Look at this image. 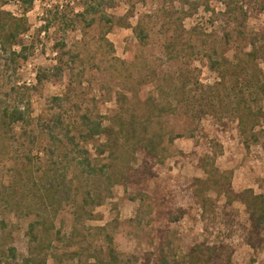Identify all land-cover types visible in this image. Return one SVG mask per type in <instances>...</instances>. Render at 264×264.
I'll list each match as a JSON object with an SVG mask.
<instances>
[{"label":"rangeland","instance_id":"obj_1","mask_svg":"<svg viewBox=\"0 0 264 264\" xmlns=\"http://www.w3.org/2000/svg\"><path fill=\"white\" fill-rule=\"evenodd\" d=\"M224 3L225 0H116L114 8L107 12L117 18L129 15L130 28L116 25L108 29L109 26L98 22L93 27L78 24L66 32L54 26L38 35L50 7H59L67 15L73 9L81 11L83 2L36 1L27 15L31 26L28 35L30 40H36L28 60L10 62L0 53V100L9 99L12 85L21 86L37 124L41 117L50 115L49 109L54 107L52 99L69 88L74 104L110 117L120 111L118 97L126 95L131 100L124 102L125 118L137 121L138 130L146 135L144 140L152 138L157 150L149 154L138 145L133 153L135 141L130 142L127 154L115 161L118 172L110 174L111 180L97 177L87 183L73 165L68 176L71 190L82 189L83 193L90 187L101 204H90L80 210L83 222L79 224L76 203H82V194L75 201H65L58 211L57 205L49 203L48 211L55 215L52 239L41 237L40 242L32 244L27 231L36 218L32 211L38 205L34 185L30 181L27 187L18 178L14 183L17 190L6 189L5 185L13 178L12 165L30 147L34 148L33 156L38 157L37 165L46 167L49 156L43 150L48 142L45 132L39 130V140L31 146L28 139L25 142L19 136L21 127H16V138L8 142L0 139V222L6 223L4 228L0 227V264L12 263L4 255L10 246L16 247L20 260L35 253L48 264H99L108 260L107 234L113 238L111 246L126 262L123 264H148L146 256L154 244L158 245L159 239L154 237L159 234L165 239V251L172 264L181 263L195 244L203 242L229 246L232 264H264V249L255 253L246 243L250 222L245 206L235 198L249 188L264 194V99L256 100L252 91L245 92L244 86L238 88L239 94L245 92L247 105L253 107L254 113L245 125H240L232 112L233 105L227 106L226 112L215 114L211 110L202 111L197 104L193 108L187 99L196 96V91H191L195 86L187 84L183 89L182 81L172 86L169 80L172 75L177 78L182 69L205 86L219 82L218 73L208 65L209 43L205 48L203 41L193 38L184 43L179 54V51L173 55L166 52L165 43L179 25L188 30L203 27L206 40L222 42L220 54L234 62H247L251 38L264 31V0L248 4L252 16L244 34L236 32L234 24L224 23ZM4 9L19 15L15 2L4 5ZM213 11L218 14L217 22L212 21ZM62 41L73 55L64 57L66 70L60 77L53 67L58 63L56 43ZM261 68L264 71V61ZM38 75L42 82L37 80ZM154 103L159 105L157 110L152 108ZM149 114L153 121H143ZM172 135L174 142H170ZM97 144L86 145L93 163L99 166L109 163L108 154H97ZM124 159L131 160L135 169L142 167L128 191L121 182L120 164ZM149 169L150 174L146 171ZM45 175L36 169L34 178L41 185ZM207 178L208 185L194 186L195 179ZM227 182L233 191L231 195L224 193L228 191ZM140 192L143 197H139ZM170 212L185 215L172 222ZM59 229L72 237V245L53 236ZM230 249L223 251L224 260Z\"/></svg>","mask_w":264,"mask_h":264},{"label":"trees","instance_id":"obj_2","mask_svg":"<svg viewBox=\"0 0 264 264\" xmlns=\"http://www.w3.org/2000/svg\"><path fill=\"white\" fill-rule=\"evenodd\" d=\"M37 0H0V53L7 56L8 61L16 62L20 60H28L29 53L35 49L36 40H30L28 35L31 26L28 21V13L35 7ZM131 2V0H126ZM253 0H225V9L223 17L224 23L227 25L234 24V30L243 33L246 29L247 22L252 16L251 8L249 5ZM15 2L19 8V15L14 12L4 9V5ZM82 10L76 11L73 9L71 13L65 15V13L59 11V7H50L47 10V16L43 20V24L38 29V35L47 32L48 30L57 27L66 32L69 28L75 27L78 24H82L84 27H93L98 22H102L109 26L108 29L119 25L130 28L128 20L129 15H125L122 18L116 16H110L107 12L108 9L114 8L116 0H82ZM264 8V5L262 6ZM210 10V9H208ZM215 17L212 18L213 22H217L218 14L213 11ZM127 17V18H126ZM127 19V20H126ZM244 34V33H243ZM29 37V38H28ZM205 29L203 27H194L190 30L184 26L179 25L178 28L172 30L171 35L168 37L165 43V49L168 54L173 55L174 52L180 53L179 49L184 46L185 42L190 43L193 38H198L199 41H203L205 48L210 44L206 51H209L208 65L211 70L215 71L219 75V82H216L212 86H205L194 78V75L190 76L189 73H185L180 69L177 75H172L169 80L171 85H175L176 81H182V88H187V84H192L193 89L196 91V96L189 97L187 104L195 108L196 104L199 105L202 111H208L220 113L219 111L226 112L227 106H234L232 110L236 116L240 125H245L246 120L249 121L251 115H253V107L247 105L245 92L252 91V95H255L256 100L264 99V71L261 68V61H264V31L255 33L250 40L251 51L248 53V60L246 63L234 62L227 58L225 55L218 52V48L221 45V41H209L205 38ZM67 45L65 41L56 43V50L58 53L57 64L53 67V72L57 73L60 77L66 70L63 63V59L66 55L72 54L66 50ZM73 55V54H72ZM177 56V55H176ZM189 76V77H188ZM49 79V77L47 78ZM187 81H186V80ZM39 82L43 79L39 77ZM244 86L246 91L238 93V88ZM25 89V87H23ZM22 87H10L11 94H8L9 99L0 100V139L3 141H11L16 138L14 130L20 126L22 133L19 135L24 141L28 139L30 145H35L39 140V130L45 132L48 147L43 150L48 156L46 167L44 165H37L35 160L38 157L33 156L34 148L30 147L23 154L22 159L16 160L12 165L13 175L11 183L5 185L6 189L17 190L15 180L18 178L23 181L28 187L27 183L32 182L36 190V198H38V205L32 213L36 218L29 223L27 235L30 237L32 244L41 241V237H48L52 239L53 229L55 227L52 215L48 211V204L57 205L55 211H58L59 207L65 201L77 199L79 194L83 195L82 203H76V218L80 224L83 219L80 216L79 211L85 210L87 205L101 204V200L97 199L92 194V189L86 187L82 193L81 190H71V183L69 179V172L73 165L79 169L81 176L86 177V182L94 178L101 177L107 180L112 179V175L118 172L114 166L117 158L125 156L130 147V142H133V153L140 148L145 147V151L153 153L157 150V144L154 143L152 138L149 141H145L144 133L136 125L137 121H129L125 118L126 104L131 98L126 95H120L118 97V104L120 111L113 117L108 115L93 114V111L89 108L84 109V106L73 103L70 88L67 89L63 95L55 96L52 100L54 107L49 109L50 115L46 118L41 117L37 124L32 117V107L29 100L25 99V95L21 92ZM228 91V94L225 92ZM232 91L234 93L233 97ZM13 96V97H12ZM135 96V95H134ZM11 98V99H10ZM133 98V97H132ZM176 100V99H175ZM178 101H176L177 103ZM72 104V105H71ZM168 107L170 105H167ZM172 106V105H171ZM167 109V107L162 106ZM226 107V108H225ZM152 108L156 110L159 105L152 104ZM171 110V107H170ZM175 111V110H171ZM134 116V115H133ZM151 114L146 115L143 121H153ZM106 121L108 122L106 124ZM42 122V123H41ZM247 129V128H245ZM248 131H244L247 134ZM161 136V135H160ZM164 136V135H163ZM25 138V139H24ZM104 138L105 140L99 143V140ZM170 142H174V136L170 138ZM26 142V141H25ZM98 143L95 147L99 156L108 154L110 159L109 163L103 165H95L92 160V155L86 147L90 143ZM145 142V143H144ZM246 148H249L248 146ZM123 167L121 173V182L125 187V190H129V184H132L134 177L142 169H135L131 160H121ZM38 166V167H36ZM142 166V165H141ZM202 168L206 169L204 164ZM43 167V168H42ZM119 168V167H118ZM36 169H40L45 172V176L42 179L41 185L35 177ZM116 171V172H115ZM149 174L150 169L146 170ZM112 174V175H110ZM28 177L26 179V177ZM44 181V182H43ZM85 182L86 186L87 183ZM90 183V182H89ZM210 179H195L194 186L208 185ZM40 185V186H39ZM228 191L224 193L231 195L230 183L227 182ZM73 191V193H72ZM81 191V193H80ZM133 194V193H132ZM139 197H143L142 192L139 193ZM137 196L134 197L136 200ZM246 209L248 214L250 227L248 228L245 238L246 243L253 249L255 253L264 249V194H257L254 189H245L242 192L235 195ZM50 215H49V214ZM185 215V212L174 214L169 213L170 220L172 222L178 221ZM52 216V217H49ZM6 223L0 222V227L4 228ZM1 229V228H0ZM106 230L105 228H102ZM74 232V231H73ZM161 233V231H159ZM53 236L60 240L65 241L68 245L73 244L72 237L62 234L59 229ZM155 240L159 239L158 245H153V249L149 251L146 256L148 264H172V260L168 257L165 251V239L161 234L154 237ZM108 247V260H101L99 264H123L120 256L116 250L111 246L113 238L107 234ZM230 249L226 245H208L207 243L195 244L183 259V261L175 262L174 264H232V249L227 253V257L224 258V250ZM12 263L9 264H48L46 259L36 256L35 253H31L30 257H24L19 259V254L14 246L8 248V253L4 254Z\"/></svg>","mask_w":264,"mask_h":264}]
</instances>
